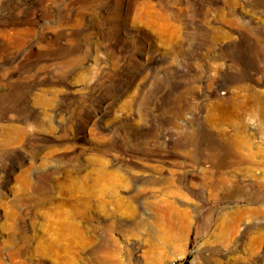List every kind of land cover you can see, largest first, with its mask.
<instances>
[{"label":"rangeland","instance_id":"rangeland-1","mask_svg":"<svg viewBox=\"0 0 264 264\" xmlns=\"http://www.w3.org/2000/svg\"><path fill=\"white\" fill-rule=\"evenodd\" d=\"M0 264H264V0H0Z\"/></svg>","mask_w":264,"mask_h":264},{"label":"bare ground","instance_id":"bare-ground-1","mask_svg":"<svg viewBox=\"0 0 264 264\" xmlns=\"http://www.w3.org/2000/svg\"><path fill=\"white\" fill-rule=\"evenodd\" d=\"M27 8V7H26ZM25 9V8H24ZM35 11V10H34ZM23 20H21V22H22ZM15 22V21H14ZM9 26V25H8ZM11 31V30H10ZM15 31V30H14ZM20 33V32H19ZM184 110V109H183ZM190 137V136H189ZM192 137V136H191ZM184 143V142H183ZM236 143V142H235ZM186 144V143H185ZM238 153V152H237ZM227 157V156H226ZM224 158V159H222L221 161H220V163H218V165L216 166L217 167V169L216 170H218L219 172H222L227 166H229V165H231V159H229V158ZM194 161V160H193ZM212 171H213V169H212ZM210 172V171H209ZM211 173V172H210ZM226 174V173H225ZM224 174V175H225ZM225 177V176H224ZM166 178V177H165ZM205 178H206V176H205ZM166 209H167V211L168 212H173V211H176L177 209L175 208V206H173V205H169V206H167L166 207ZM239 219V218H238ZM239 221V220H238ZM243 223V222H242ZM232 224V220L231 219H229V218H225L224 219V225H225V227H226V229H229L230 228V225ZM237 226V225H236ZM238 230V229H237ZM240 230V229H239ZM235 233H236V231H235ZM237 234H238V232H237ZM236 234V235H237ZM231 235V234H230ZM229 237H231V236H229ZM239 238V237H238ZM206 240V239H205ZM225 240V239H224ZM207 241V240H206ZM230 242V241H229ZM202 245H203V243H202ZM216 248V247H215ZM222 250V249H221ZM220 250V251H221ZM226 255V254H225ZM220 256V255H219ZM220 258V257H219ZM218 258V259H219ZM221 259V258H220Z\"/></svg>","mask_w":264,"mask_h":264}]
</instances>
